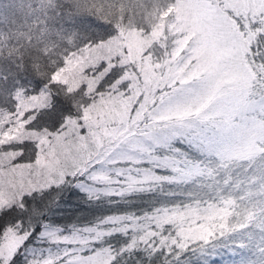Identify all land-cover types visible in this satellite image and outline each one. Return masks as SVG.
Instances as JSON below:
<instances>
[{"label": "snow or ice", "instance_id": "obj_1", "mask_svg": "<svg viewBox=\"0 0 264 264\" xmlns=\"http://www.w3.org/2000/svg\"><path fill=\"white\" fill-rule=\"evenodd\" d=\"M10 4L0 264H264V0ZM128 180L142 211L62 215Z\"/></svg>", "mask_w": 264, "mask_h": 264}, {"label": "trees", "instance_id": "obj_2", "mask_svg": "<svg viewBox=\"0 0 264 264\" xmlns=\"http://www.w3.org/2000/svg\"><path fill=\"white\" fill-rule=\"evenodd\" d=\"M15 4H10L7 7L0 6V18L7 19L8 23L11 24V20L15 17L19 20V16L15 14ZM166 79V78H165ZM167 82V79L163 82H160V86H163ZM242 83V82H241ZM237 88L240 87V84L236 85ZM135 92V91H134ZM133 92V97L135 93ZM151 99L148 98L150 102ZM126 103L122 102L120 104L121 111L117 113L118 118L126 119ZM252 122H250L251 124ZM123 191L124 193H133L132 195H124V202L117 205L115 203L109 204L107 201H99L92 204L87 203L84 200L79 199L78 197H73L72 203L67 207V211L62 215L72 217L79 216L83 217L86 221H93L94 219L100 218L102 215H106L109 212L117 211H142L146 206L150 205L152 202V194L145 191H139L142 185L139 181L128 180L124 183ZM121 188L117 187L115 191H120ZM226 258H233L230 255ZM239 259V256L235 257Z\"/></svg>", "mask_w": 264, "mask_h": 264}, {"label": "rangeland", "instance_id": "obj_3", "mask_svg": "<svg viewBox=\"0 0 264 264\" xmlns=\"http://www.w3.org/2000/svg\"><path fill=\"white\" fill-rule=\"evenodd\" d=\"M170 75H171V73H166V74H165V76H166V79H167L168 77H170ZM166 79H164V80H161L160 82H163V81H165ZM153 86H155V85H153ZM141 90H144V89H143V88H141ZM134 93H135V92H134ZM148 98H149V99H151V96H150V94H149Z\"/></svg>", "mask_w": 264, "mask_h": 264}]
</instances>
